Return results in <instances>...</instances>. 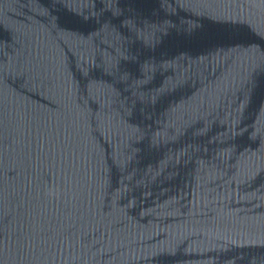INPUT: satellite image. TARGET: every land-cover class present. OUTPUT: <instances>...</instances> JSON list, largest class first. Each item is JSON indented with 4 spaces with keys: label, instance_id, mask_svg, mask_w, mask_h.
I'll list each match as a JSON object with an SVG mask.
<instances>
[{
    "label": "water",
    "instance_id": "1",
    "mask_svg": "<svg viewBox=\"0 0 264 264\" xmlns=\"http://www.w3.org/2000/svg\"><path fill=\"white\" fill-rule=\"evenodd\" d=\"M0 264H264V0H0Z\"/></svg>",
    "mask_w": 264,
    "mask_h": 264
},
{
    "label": "snow or ice",
    "instance_id": "2",
    "mask_svg": "<svg viewBox=\"0 0 264 264\" xmlns=\"http://www.w3.org/2000/svg\"><path fill=\"white\" fill-rule=\"evenodd\" d=\"M180 38H184L183 36H181ZM140 100V102L146 101L147 100V96H141L138 98Z\"/></svg>",
    "mask_w": 264,
    "mask_h": 264
}]
</instances>
